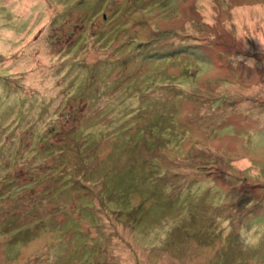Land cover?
I'll list each match as a JSON object with an SVG mask.
<instances>
[{
  "label": "rangeland",
  "instance_id": "obj_1",
  "mask_svg": "<svg viewBox=\"0 0 264 264\" xmlns=\"http://www.w3.org/2000/svg\"><path fill=\"white\" fill-rule=\"evenodd\" d=\"M0 264H264V0H0Z\"/></svg>",
  "mask_w": 264,
  "mask_h": 264
}]
</instances>
